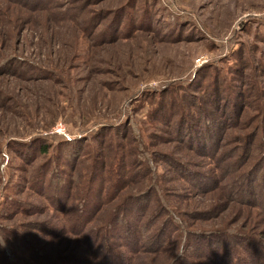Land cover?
<instances>
[{"label": "rangeland", "instance_id": "obj_1", "mask_svg": "<svg viewBox=\"0 0 264 264\" xmlns=\"http://www.w3.org/2000/svg\"><path fill=\"white\" fill-rule=\"evenodd\" d=\"M0 264H264V0H0Z\"/></svg>", "mask_w": 264, "mask_h": 264}]
</instances>
